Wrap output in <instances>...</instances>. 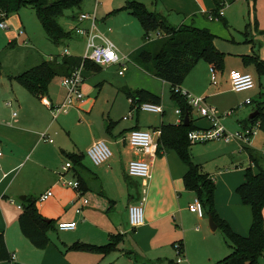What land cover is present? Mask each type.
Returning <instances> with one entry per match:
<instances>
[{
    "label": "crops",
    "instance_id": "crops-1",
    "mask_svg": "<svg viewBox=\"0 0 264 264\" xmlns=\"http://www.w3.org/2000/svg\"><path fill=\"white\" fill-rule=\"evenodd\" d=\"M127 1L108 0L109 7L102 15H105L103 17L105 21L96 24V28L114 43L119 54L129 59L128 64L145 72L147 77L153 78L156 82L135 85L133 80L139 73L138 70L128 71L127 67L120 75L117 64L99 66L98 69L83 67L81 70L83 102L80 103L79 109L69 108L67 112L60 113L56 119H52L50 111L41 103L40 97L46 96L52 104L62 101L64 92L62 96H59L55 91V79L61 78L60 76L51 80L47 92L40 97L29 93L14 79L18 74H10L5 82H0V147L2 150L0 236L7 253V258L0 257V264H214L232 252L231 246L220 231L217 228L210 229L207 214L204 213L203 217H198L189 211L188 204L196 196L194 192L184 188L183 175L187 168L173 150H161L157 153L145 187L143 224L136 228L129 225L128 207L140 200L142 182L140 178L131 177L127 173L128 162L140 155L128 146L125 137L131 129L152 131L160 123L179 124L182 118L181 114L175 112L179 106L170 96V85L152 76L134 62L140 48L145 44L144 30L138 19L123 8ZM135 1L150 2V0ZM154 1L155 4L151 2V8L148 9L164 15L172 26L185 24L208 28L216 36L215 46L217 35H224V29L228 27L226 19L222 16L223 21L219 17L208 18L211 14L214 17L217 16L216 13H212L215 7L214 2L211 6L204 7L201 5V0H192L194 7L189 9V6H183L184 0ZM194 12L197 13L194 14ZM77 15L72 17L74 27L77 24ZM16 17L13 18L11 14L8 16L6 19L8 26L13 24V19L17 24L21 23ZM218 20L219 22H216ZM256 26L255 24V31H257ZM245 52L249 53L223 52L225 56L220 68L205 60H199L185 77L181 88L192 95L203 97L206 104L215 107L219 114L225 110L234 109L238 98L236 95L233 96L235 92L230 87L229 71L237 69L248 72L252 66L256 68L252 60L264 62L262 60L264 55L252 52V47ZM226 54L234 57L229 58ZM52 56L54 55H48L42 60L50 59ZM247 58H251V62ZM211 68L214 70L215 84L211 82ZM123 87L146 88L159 94L162 112L135 109V114L132 113L131 117L123 119L126 115L124 114L121 118L125 122L115 126L111 119L114 109L120 108L121 113H124L131 107L130 101L120 90ZM245 107L246 105L241 109ZM69 112L76 115L86 129L83 137L76 135L67 139L61 133H57L55 122L60 118L57 122L58 127L66 128L70 136L71 130L65 124ZM151 113L155 117L151 116ZM188 119L192 120L197 129L208 126L207 120L198 114L194 115L193 110ZM198 119H203L205 122ZM239 126L243 128L248 124L246 125L245 120H240ZM43 132L52 139V142L42 139ZM51 132L57 135L56 139L51 137ZM155 138L158 139L157 136ZM96 140H103L111 146L113 152L122 154V157L119 156L118 163L112 161L109 166L94 169L95 171L86 167L84 155H87V149ZM68 153L81 155V163L87 170L84 174L87 184L84 197L88 202L85 205L75 202L74 190L62 182L63 179L69 180L75 176L76 165L74 161L66 157ZM257 157H260V153ZM64 158L69 160L71 167L62 175L61 168L66 162ZM231 162L235 167L226 170L228 175L235 174V170L242 167L241 163L237 165L236 162ZM258 163L264 168V160ZM249 164L257 171L250 157ZM241 174L238 171L236 176H232L236 178L235 182L229 179L225 183L226 187H224L228 190L229 196L222 209L217 203V195L215 197V187L214 205L219 217L224 219L234 232L246 236L252 216L247 208L239 204L242 202L241 199L238 203V200L230 196L232 187L229 184H237L239 180L244 181L241 179ZM209 176L216 185V179L210 174ZM49 189L52 190L53 195L43 201H37V198ZM27 196L36 198L38 213L47 222H54L53 228L47 233L49 242L43 249L33 246L21 233L18 225V216L22 212V200ZM79 205L81 211L76 212L75 207ZM60 221H74L75 228L58 230L57 223ZM117 234L120 235L121 240L113 251L106 254L69 248L74 242L101 246L108 243L110 235ZM176 243L182 246V262L180 263L176 262L178 257L175 250ZM10 255H14V259H11ZM258 264H264V256L258 259Z\"/></svg>",
    "mask_w": 264,
    "mask_h": 264
},
{
    "label": "trees",
    "instance_id": "trees-1",
    "mask_svg": "<svg viewBox=\"0 0 264 264\" xmlns=\"http://www.w3.org/2000/svg\"><path fill=\"white\" fill-rule=\"evenodd\" d=\"M82 0H0V21L7 19L12 13H17L23 7H30L46 35L54 45L64 44L71 38L70 31L64 30L59 22V16L65 9L78 6ZM157 1V0H156ZM234 0H226L232 3ZM255 3L256 0H251ZM216 13L222 6L223 0H213ZM132 13L140 22L143 30L144 45L140 48L134 62L146 69L152 76L170 85V96L179 106L182 122L179 124L160 123L157 129L158 150H173L186 166L183 175V185L186 190L195 193L201 201L204 213L211 215L217 229L232 248V252L214 264H258V259L264 256V168L258 163L263 160L249 152V157L257 171L253 172L248 167L244 173V181L236 188L243 204L250 206L252 221L246 236L234 232L229 224L218 216L214 206L215 182L209 174L204 172L202 166L191 160L189 149L191 144L187 139L188 131L197 129L191 119L188 124H183L184 115L191 113V107L185 98L175 92L177 86L181 87L185 77L199 60H205L221 67L225 54L218 50L214 44L215 35L206 27H195L181 24L172 26L164 15L154 10H149L142 2L128 0L123 6ZM219 19H222L219 16ZM223 21V19H222ZM226 25V23H224ZM160 33L161 36L148 40L151 33ZM149 42V43H148ZM151 42V43H150ZM251 62V58H247ZM256 70L264 72V62L255 61ZM98 69L99 65L82 60L81 56L54 55L50 59L42 60L38 65L16 75L14 79L29 93L41 96L47 92L48 85L56 76L69 75L80 66ZM130 101V109H137L142 103L160 104L161 97L145 88L120 89ZM256 115L246 118L247 124L259 123L258 128L264 133V99L256 101ZM252 124V125H253ZM250 126V125H249ZM246 127V126H245ZM66 157L76 165L75 177L79 182V190L84 194L87 184L84 174L86 168L81 163V155L68 153ZM18 225L21 233L36 248L43 249L49 242L48 231L53 228L54 222H47L36 207V198L27 196L22 200V212L18 216ZM121 240L119 234L110 235L108 243L96 246L81 242H74L70 249L98 252L106 254L113 251ZM0 257L7 258L4 241L0 236Z\"/></svg>",
    "mask_w": 264,
    "mask_h": 264
},
{
    "label": "rangeland",
    "instance_id": "rangeland-1",
    "mask_svg": "<svg viewBox=\"0 0 264 264\" xmlns=\"http://www.w3.org/2000/svg\"><path fill=\"white\" fill-rule=\"evenodd\" d=\"M107 1L108 0H82L78 6H75L71 9H65L63 14L59 16V22L64 30L70 31L71 38L61 45H54L48 41L35 15V12L32 9L26 7L25 9H21V11L19 10L18 15H16V13H14L15 15L11 14L13 18L14 16H17L21 23L17 24L16 20L13 19V24H11L8 28H0V82H5L7 80V76L10 74H19L33 66L38 65L41 60L46 58L48 55L63 54L65 50H67L68 54L70 55L83 56L85 48L84 40L81 36L74 34V31L72 30L74 27V21L72 17L81 12L88 14L95 13L96 24L100 23V21L103 23L105 21L103 19L105 15H102L109 7V3H107ZM141 2L145 3L147 8H151V2L155 4L154 0H150V2L147 3L144 1ZM200 2L204 7L211 6L213 4V0H201ZM186 5L189 6V9L194 7L192 0H184L183 6ZM199 11L200 6L198 12ZM196 13L197 12H194V14ZM222 17L226 19L225 21L228 27L227 29H224V35H217L218 38L216 40V46L220 51L232 54L249 53L245 51L250 50L252 47V52L264 55V0H256L255 3H253L251 0H248V2L246 0H234L232 3H226L222 6ZM216 22H219V20ZM255 24L257 25V31L254 30ZM18 30H21V33H18ZM154 35L155 32L151 33V37H154ZM246 40H248V42ZM12 41L14 42L12 43ZM226 56L229 58L234 57L230 54H226ZM262 60H264V58ZM126 66L128 67V71L135 69L138 70L137 72H139L137 75L135 72L136 76H134L133 80L135 85H147L149 82H156L153 78L147 77L148 75H146L145 72L141 71L137 67H134L130 64H127ZM248 72H250L253 76L255 84L254 87L250 90L235 92L233 96L236 95L238 98V102L235 107H237L238 104L243 103L246 99L250 100V103L246 105L243 110H239L237 108L230 115L221 116L222 125L224 126L225 130L230 133L239 131L241 129L239 126V121L246 120L247 116L254 112L256 108V101L260 97L264 99V72L257 71L256 68H253V66L252 68L248 69ZM55 81L57 82H55V91L57 95L62 96L64 91L59 83L60 78L55 79ZM229 110L230 109L225 110L221 114H225ZM128 111H131V109H127V111L124 113H121L120 108L114 109L111 119L115 126L119 124L122 125L125 122L121 117L124 114L128 115ZM131 112L135 114L136 111L133 109ZM67 114H69V117ZM67 114H65V116L67 115L65 124L71 130L70 136L68 135L66 128L63 129L58 127L57 122L60 121V118L57 120V122H55L57 126V133H61L67 139L76 135H82L83 137V133L86 132V129L83 127V125H81L79 118H77L76 115L74 116L72 113L70 114V112ZM193 114H198V112L193 110ZM151 116L154 115L151 113ZM148 119L151 120L152 118ZM198 120L205 122L203 119ZM252 124H248V126L250 125L251 128L256 130V133L252 135L250 143L248 145H244L245 148L242 150L234 140H230L228 142L223 140H212L205 143H196L191 144L189 149L191 160L195 163L201 164L203 171L209 173L214 179H216L217 184L215 185V197L217 195V203L219 206H222H220L221 209L223 208L226 198L229 196L228 190L225 188V183L227 180L231 179L235 182L236 178L232 176H236L238 171L242 173L241 179H244L245 170L249 166L253 172H256V168L249 164L248 153L251 152L253 155H259L261 148L264 146V133L259 128H255V124ZM50 134L53 139H56L57 135H55L54 132H51ZM107 145L110 148L112 155L103 164L94 165L89 157L84 155V162L86 163L85 165L87 168L95 171L94 169L97 170L98 168L102 169L109 166L112 161H116V163H118L119 156L122 157V154L113 152L111 146L109 144ZM65 160L66 162H69L68 159L64 158V161ZM231 161L236 162L237 165H240L239 163H241L242 167L241 169L239 168L238 170H235V174L228 175L226 170L235 167ZM182 164L184 165V163ZM242 181L243 180H239L237 184L229 183L232 187V194L230 196L233 199L235 198L238 200V203L240 197L236 191V188L240 182L242 183ZM140 196H142L141 188ZM231 203L232 200L230 201V204ZM239 204L244 206V208H247L249 214L252 216L251 209L248 205L243 204L242 202Z\"/></svg>",
    "mask_w": 264,
    "mask_h": 264
},
{
    "label": "built area",
    "instance_id": "built-area-1",
    "mask_svg": "<svg viewBox=\"0 0 264 264\" xmlns=\"http://www.w3.org/2000/svg\"><path fill=\"white\" fill-rule=\"evenodd\" d=\"M226 0H223L222 6L226 4ZM222 6L217 11V16L208 15L209 19H216V17L222 16ZM77 24L73 28L74 34L83 37L84 39V53L81 56L82 60L91 61L99 66H107L110 64H117L119 67L118 74H123L129 63V59L119 54L114 43L106 37L104 34L99 32L96 28V17L95 13H79L76 17ZM86 23V25H84ZM6 19L0 21V28H8ZM21 33V30H18ZM161 34L157 33L152 38L148 37V40L160 37ZM63 55H68L67 50ZM83 66L73 70L69 75L62 76L60 78V85L64 89V97L60 103L52 104L51 101L46 96H41L40 101L45 105L51 113L52 119H56L60 113H65L69 108L75 107L79 109L80 103L83 102L84 94L81 90V85L83 82V75L81 73ZM211 72V82L216 83L213 68L210 69ZM230 87L234 92H242L250 90L254 87V79L251 73L233 69L228 73ZM175 92L182 95L187 104L192 110H196L198 114L205 118L208 122L206 128L192 129L187 133V139L190 144L205 143L212 140H223L228 142L234 140L237 142L239 148L244 149V145L250 143L251 137L256 133V130L251 128V126H246L241 128L239 131L234 133L227 132L221 123V116L230 115L235 109H241L245 105L250 103V100H245L243 103L238 104L234 109L229 110L225 114H219L218 110L206 104L205 99L201 96H195L190 94L185 89L177 86ZM139 110H144L148 112H162V107L160 104L154 103H142L138 106ZM132 111V110H131ZM128 112L123 119L131 117L132 112ZM175 112L180 114V110L176 109ZM15 115V113H13ZM258 128L259 123H255ZM160 135L159 129L143 130L139 128L131 129L128 135L125 137L128 146L140 155L137 158H133L128 162L127 173L131 177H137L141 179L142 182V196L137 203L131 204L128 207V222L132 228H136L143 224V202L146 194L147 180L150 178V169L152 163L157 155L158 142L155 136ZM43 140L52 142V139L43 132L41 134ZM87 156L92 161L94 165L103 164L112 155L110 148L103 140L94 141L91 146L86 151ZM260 155L264 160V146L260 150ZM2 156V150L0 147V158ZM71 167L70 162H65L62 166V175ZM63 179V176H61ZM63 184L65 186L71 187L75 192V202H81V205L87 204L88 200L84 197V194L79 190V182L74 176L73 179H63ZM53 195L52 190H47L41 194L37 201H43ZM188 209L190 212L196 214L198 217L204 216V209L201 201L195 197L194 200L188 204ZM76 212L81 211V206L75 207ZM58 230H73L75 228L74 221H60L57 223ZM175 250L178 254L176 262H182L181 252L182 246L180 243L175 244ZM11 259H14V255H10Z\"/></svg>",
    "mask_w": 264,
    "mask_h": 264
},
{
    "label": "water",
    "instance_id": "water-1",
    "mask_svg": "<svg viewBox=\"0 0 264 264\" xmlns=\"http://www.w3.org/2000/svg\"><path fill=\"white\" fill-rule=\"evenodd\" d=\"M257 111H254L252 113H250L249 115V118H252L256 115ZM189 122H188V114H185L184 115V119H183V124L184 125H187ZM24 198V197H23ZM208 225L210 227L211 230H215L217 228V225L216 223L214 222L213 218L211 215H208Z\"/></svg>",
    "mask_w": 264,
    "mask_h": 264
}]
</instances>
